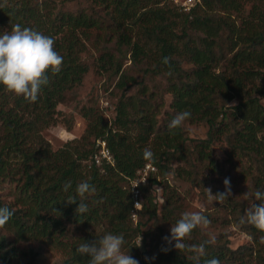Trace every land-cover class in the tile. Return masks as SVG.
I'll return each instance as SVG.
<instances>
[{"label":"trees","instance_id":"trees-1","mask_svg":"<svg viewBox=\"0 0 264 264\" xmlns=\"http://www.w3.org/2000/svg\"><path fill=\"white\" fill-rule=\"evenodd\" d=\"M246 1L202 0L183 12L170 0H91L94 13L54 11L47 0H0V34L15 24L39 31L54 39L55 51L63 58L58 73H47L48 83L35 102L0 85V185L12 181L18 193L16 202L0 195V207L13 212L0 228V264H35L37 253L19 250L17 242L58 245L69 225L85 229L104 223L109 233L123 235L124 242L138 236L144 223L140 219L132 227L134 205L125 183L136 180L147 164L154 172L139 186V215L166 226H156L159 239L145 251L147 262L137 259L139 264H206L213 258L221 264H264V233L244 215L259 203L255 191H264V0H254L244 15ZM94 29L104 36L96 70L115 78L119 92L109 107L114 118L108 124L98 112L88 111L83 136L52 151L42 132L58 123V106L88 73L82 54ZM133 71L141 72L140 81ZM135 86V93L126 95ZM165 95L171 99L163 111ZM184 110L191 112L184 125L206 127L203 139L188 137L184 125L168 130L169 122ZM96 140L106 141L113 166L91 162ZM145 149L151 158L145 157ZM170 174L206 197L205 189L213 195L224 192L228 178L232 195L217 203L228 209L233 226L251 238L250 246L232 250L227 244H207L199 227L184 241L205 244L198 262L192 259L194 253L167 245L163 238L184 213L168 183ZM82 181L95 186L96 193L83 200L88 211L75 214L81 202L76 186ZM68 182L71 188L65 192ZM157 183L162 189L160 209L151 189ZM247 191L253 194L249 198L242 196ZM70 197L77 204H68ZM142 234L145 244L147 233ZM95 239L87 233L69 243L62 264H88L89 257L76 248Z\"/></svg>","mask_w":264,"mask_h":264},{"label":"rangeland","instance_id":"rangeland-1","mask_svg":"<svg viewBox=\"0 0 264 264\" xmlns=\"http://www.w3.org/2000/svg\"><path fill=\"white\" fill-rule=\"evenodd\" d=\"M41 3L43 0H35ZM54 11L64 12H77L78 10H87L88 12H97V9H93L91 0H47ZM254 0H247L244 6V15L252 7ZM95 8V7H94ZM101 14V13H99ZM107 38V36H105ZM104 36L101 31L92 30L90 34V40L86 42V51L82 54L83 62L88 66L89 71L84 76L83 82L80 87L74 89L72 92L66 95L65 102L58 106L57 111L60 112L57 117L58 123L55 126L44 130L42 132L43 138L49 143L52 151H57L65 146L68 142L80 139L87 128L88 121L84 118V114L93 110L98 112L108 124L114 118V111L109 108L115 105L119 92L115 90V78H111L108 74H99L96 70V61L99 56L101 47L103 46ZM127 61L125 65H129ZM132 74L138 81L141 79V72L133 71ZM156 82L160 83L159 79ZM264 83V81H262ZM151 87L152 84L150 83ZM137 87H131L126 95H132L135 93ZM170 96L165 95V106L163 111L168 110L170 103ZM234 103V102H233ZM185 130L187 136L193 139H203L206 135V127L201 124H185ZM217 154H221L217 151ZM147 178V177H146ZM168 183L172 190L178 195V205H180L183 212L185 211H199L203 215L210 216V224L207 228H200L201 234L206 240L214 238L215 242L212 245L227 244V246L236 250L243 246H250L251 238L242 230L236 228L232 224V217L228 212V209L221 204H218L215 200H210L208 197L200 194L197 189L191 185L184 183L172 174L168 175ZM12 181H6L0 185V195L6 202H16L18 193L14 188ZM126 187H130V182L125 183ZM152 194L156 197L158 203V209L162 205V189L161 186L153 184ZM138 201L140 208L135 209V216L131 218V224L134 228L137 222L140 220L142 227H140V234L131 240H126L123 244L122 251L138 259L139 261L147 262V256L145 251L148 249L150 243L152 244L158 241V231L156 226L165 229V224L158 221L157 225L153 222H147V217H140L139 211L141 210L142 194L140 191ZM87 233L93 234L96 238L103 236L108 232V226L104 223L99 225H91L89 228H81L78 226H68V234L63 239L61 244H53L47 240H30L27 242H17V248L21 251H28L32 249L36 256L35 264H62L66 259L67 246L71 242H77L80 238H83ZM142 233H147L145 244L140 237L143 238ZM9 240H13L11 234L8 235ZM61 245V246H60ZM147 246V247H145ZM135 247V248H134ZM24 264L26 262L23 261Z\"/></svg>","mask_w":264,"mask_h":264},{"label":"clouds","instance_id":"clouds-1","mask_svg":"<svg viewBox=\"0 0 264 264\" xmlns=\"http://www.w3.org/2000/svg\"><path fill=\"white\" fill-rule=\"evenodd\" d=\"M54 44L52 37L31 28H22L19 24L12 25L10 32L4 31L0 34V85L16 96H22L25 100L35 102L42 86L48 83L47 73L49 71L58 73L61 70L63 58L55 51ZM163 62L168 64L169 58L165 57ZM229 107H234V104ZM190 117L191 112L188 110L177 113L169 122L168 130L181 128ZM144 155L146 158H151L152 153L145 149ZM224 187L225 191L216 195L212 194L210 188L205 191L210 200L221 202L232 195L228 178L224 180ZM69 188H71L70 182L64 185L63 190L67 192ZM76 193L81 198V202L78 203L75 214L86 213L88 206L83 200L86 196L94 195L96 188L89 182L82 181L76 186ZM252 195L247 191L242 196L249 198ZM254 199L259 203H254L245 210L244 215L249 224L264 233V191H255ZM66 202L77 204L75 197H70ZM52 212L59 215L55 208ZM12 215L13 212L8 206L0 207V228L7 224ZM209 224L210 221L201 212L185 211L181 218L171 226L170 236L163 239L167 245L174 246L178 252L184 250L194 253L192 259L198 262L199 257L205 255V244L187 245L184 241L194 229L207 228ZM141 240L142 237H140L138 247L141 246ZM214 242V238H210L205 243ZM260 242L264 243V235L260 237ZM123 244V235L106 233L91 242L82 241L76 248V252L81 256L89 257L88 264H139V261L129 254V251H122ZM206 264H221V262L213 258L207 260Z\"/></svg>","mask_w":264,"mask_h":264},{"label":"built area","instance_id":"built-area-1","mask_svg":"<svg viewBox=\"0 0 264 264\" xmlns=\"http://www.w3.org/2000/svg\"><path fill=\"white\" fill-rule=\"evenodd\" d=\"M170 2L175 6L178 7L183 12H190L195 7L201 5L202 0H170ZM95 144V153L92 157V163L96 166L100 165L102 162L113 166V160L111 156V152L107 147V143L105 140H96ZM149 172H154V168L147 164L145 168L138 173L137 179L130 181V190L133 199L134 205V212L132 213V218L135 216V209L140 208V204L138 201V197L140 194V185L146 183V177ZM136 204H138L136 206ZM136 206V207H135Z\"/></svg>","mask_w":264,"mask_h":264}]
</instances>
